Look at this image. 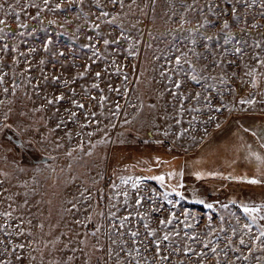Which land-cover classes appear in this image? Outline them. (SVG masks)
<instances>
[{
	"label": "rangeland",
	"instance_id": "1",
	"mask_svg": "<svg viewBox=\"0 0 264 264\" xmlns=\"http://www.w3.org/2000/svg\"><path fill=\"white\" fill-rule=\"evenodd\" d=\"M210 2L213 0H136L132 4L124 0L120 7L111 0L98 4L97 0H49L47 6L44 0H0L5 5L0 19L6 21L0 24V49L8 45V50L0 51V75H4L0 83V259L10 264H117L115 254L125 240L121 264H127L126 253L133 247H140L143 254L144 258L137 257L139 264H152L153 260L155 264H264V237L255 240L259 228L252 225L249 231L243 227L251 223L243 205L264 204V184L229 178L257 177L264 170L256 173L255 163L248 159L253 175L241 173L237 135L229 144L219 141L223 134L231 136L243 126L256 131L264 126V65L254 58L258 54L264 59V47H255L256 42L264 45V27H252L264 25V8L260 0L256 4L248 0L251 6L247 8L232 0L236 13L223 15L217 8L214 16L207 8ZM214 2L229 7L227 0ZM105 11L109 16L102 15ZM113 17L117 19L113 21ZM224 19L230 27L222 32ZM22 23L28 27L21 28ZM97 24L99 28L94 27ZM120 33L128 39L121 37L118 45L103 44V39L113 40ZM229 33L232 42L224 45ZM49 36L53 44L46 52L43 46ZM204 36L220 37L219 43L211 42L215 55H208L202 47L207 43ZM86 44L95 48L83 47ZM235 47L243 49L242 55L234 54ZM32 48L34 52L29 51ZM129 48L138 55L128 56L125 49ZM95 49L99 56L92 55ZM193 50L206 59L193 55ZM61 51L64 56L58 55ZM182 53L191 61V65L183 63L181 56L187 76L172 71L178 67L175 57ZM216 58L222 63L212 66ZM88 65L91 68L86 71ZM192 65L200 75L215 79L199 84L191 81L187 77L194 74ZM205 65L209 67L201 72ZM96 72L101 75L97 77ZM79 73L85 74L81 77ZM56 76L60 80H53ZM176 81H184L179 89ZM59 95L65 99L47 103ZM101 97L107 100L101 103ZM72 100L85 107L77 108ZM243 100L255 103H241ZM224 121L228 123L221 133L204 140ZM254 122L260 123L259 128ZM7 125L16 127L23 138L55 159L40 163L15 156L12 138L2 133ZM226 154L230 156L226 158ZM170 172L183 176H169ZM195 173L203 174L202 178ZM159 175L165 177L163 186L157 180H143L138 189L131 187L133 180ZM121 178L129 182L124 184ZM225 180H231V191L193 192L200 185L214 189ZM181 183L184 186L178 191L184 199L172 190ZM113 184L119 187L113 188ZM137 194L149 198L142 207L134 203ZM185 198L203 200L206 205ZM220 200L224 202H214ZM207 204L214 207L209 209ZM172 212L176 213L174 219ZM186 212L190 214L185 216ZM129 213L133 215L120 229L119 219ZM162 219H172V223L161 225ZM113 222L122 236L113 231ZM145 222L156 231V239L170 234L169 241L160 246V255H167L168 261H161L151 244L145 252L138 243L153 239L147 237ZM258 223L264 226V220ZM130 231L140 233L135 242ZM241 238L246 241L243 245ZM20 244L24 247L19 248ZM213 247L216 254L211 252ZM185 248L193 251L186 253ZM201 251L206 256L196 255Z\"/></svg>",
	"mask_w": 264,
	"mask_h": 264
},
{
	"label": "snow or ice",
	"instance_id": "2",
	"mask_svg": "<svg viewBox=\"0 0 264 264\" xmlns=\"http://www.w3.org/2000/svg\"><path fill=\"white\" fill-rule=\"evenodd\" d=\"M49 0H44V4L47 6ZM112 4L113 5H119L120 7H123L124 6V0H111ZM132 4H135L136 3V0H131ZM239 2L241 4L244 5L245 8L247 7H250L251 5L249 4L248 0H239ZM17 3H19V0H17ZM99 3V0H97V4ZM257 3V0H251V4H256ZM227 5L231 8V12H229V7H221L220 5L216 4L213 0V2H210L208 5H207V8H208V11L211 12L214 16L217 15V12L214 10V9H219V12L223 15H231V14H234L237 12V9L235 7V5L232 3V0H227ZM260 6L261 8H264V0H260ZM5 5L0 3V10L4 9ZM9 7H11V5H9ZM57 7L59 8L60 5H57ZM190 7V6H189ZM129 9H131V5H129ZM201 11H203L201 9ZM102 15L107 17L109 16V13L108 12H102ZM39 16V12H37V17ZM37 17H32V19H36ZM219 18V17H218ZM241 17L240 16H236V19L239 20ZM117 19V17H113L112 20L115 21ZM6 21L3 20V19H0V24H5ZM109 23H112V21H109ZM205 23H212L211 21H205ZM222 29L221 31L223 32L225 29H229L230 25H229V22L228 20L224 19L222 21ZM214 26V25H213ZM264 27V25H256V24H253L252 27ZM20 27L21 28H27L28 25L26 23H22L20 24ZM94 27L96 28H99V25H94ZM121 27H123L121 25ZM134 27V26H133ZM3 29L0 28V32H2ZM34 31V30H33ZM241 31H244L243 29ZM32 33H29V35H31ZM123 37V33H120L119 36L117 38H114L113 40H109V39H103V44L105 46H109V45H118L119 42H120V38ZM124 39H128L127 37H123ZM0 39H2V37H0ZM88 39H92L91 37H89ZM204 41H206L207 43L203 44L202 47H205L206 49V52L208 55H215V53L213 52V47H212V44L211 42L215 39L217 41V43H219V39L220 37H213V36H204L203 37ZM232 35L229 33L227 34L224 39H223V44L224 45H227V44H230L232 42ZM191 43L193 45L197 44V40L196 39H192L191 40ZM237 43H241L240 41H237ZM242 43H244L245 45L247 44V41H243ZM53 44V40L52 38L49 36L46 40V42L44 43V51H49V46ZM151 46V45H149ZM83 47H86V48H95V45H83ZM255 47L256 48H261V47H264V45H261L259 42H256L255 43ZM8 50V45L7 44H4L3 46V49H0V51H6ZM177 51H179V48L177 47L176 48ZM29 51H35L34 48L32 49H29ZM126 53L128 56L130 57H135L138 55V52L134 51V50H131V48L129 49H125ZM234 54H241L243 53V49L241 47H235L234 48ZM224 54L226 55L227 54V49L224 50ZM21 55H23V53H21ZM59 56H64V52H59L58 53ZM93 56H99L100 53H99V49H95L92 53ZM193 55L197 56L198 58L200 59H206V56H204V54L202 53H197L193 50ZM181 56H184V61L183 63H188L189 65H191V61L187 60V53H182L181 55H177L175 57V65L178 66V67H175L172 71L175 72L177 75H180V74H184L187 76V73H185L183 67H182V59H181ZM255 59H258V63L261 64V65H264V59H259L258 58V54L256 57H254ZM18 62V61H17ZM40 63H44L43 60L40 61ZM222 63V61L219 59V58H216L214 59L212 62H211V65L212 66H219L220 64ZM229 63H233L232 61H229ZM209 67V65H205L203 68H201V72H204L207 70V68ZM91 68V65H88L86 67V71L88 69ZM117 71H120L119 68H117ZM190 71L194 74H192L190 77H187L188 79H190L191 81H195L197 84L200 83L201 80H207V79H215V77H211L210 75L209 76H204V75H200L199 73H197V70L195 68L194 65H192L190 67ZM85 73H79L78 75L79 76H83ZM161 76H164L165 73L164 72H161L160 73ZM6 75V74H5ZM95 75L97 77H99L101 75L100 72H96ZM248 75H252V73H248ZM171 77V73H169V78ZM125 80L128 79L127 75H125L124 77ZM45 80H47V77L45 76ZM53 80H60V77L56 76V77H53ZM4 81V75H0V83H2ZM65 84L68 83V81H64ZM184 83V81H176L175 82V87L177 89H179L181 87V84ZM18 86V85H17ZM92 87L94 88H98L99 85L98 84H93ZM3 91L5 93H7L9 91V89L7 87H5L3 89ZM115 91H118V89H115ZM73 94H75V90L73 89L72 90ZM199 93H196V96L199 97ZM65 97L63 95H59L55 98V100H52V99H49L47 101L48 104H54V103H57L59 101H62L64 100ZM185 99H187V97H185ZM107 100V97H101V103L103 101ZM0 103H3V101H0ZM72 104H74L77 108H80V109H83L85 107L84 104L80 103L79 101L77 100H72L71 101ZM241 103H245V104H251V103H255L254 100H243L241 101ZM152 107H155V105H152ZM115 108L118 110L120 108V104L117 102L115 104ZM219 110V109H217ZM115 114V113H114ZM96 113L93 112L92 113V116H95ZM71 116L75 117L76 116V113L73 112L71 113ZM61 123H63V121H61ZM125 123H127V121H125ZM7 127H11V125H7ZM57 127H60V125L58 124ZM81 127H85V125H81ZM113 127H115V125H113ZM217 127H219V125H217ZM168 133L166 132L165 135H167ZM88 135H94V133H88ZM253 135H256L255 132H253ZM102 143L105 142V141H101ZM81 148H82V145H81ZM71 153H69L70 155ZM254 156H256V159L257 161H259L261 164H264V157H261L259 155H257L256 153H253ZM159 159V158H157ZM169 176H176V175H179V176H183V173L182 172H170L168 173ZM195 175L199 178H202V175L201 173H195ZM208 175H221L220 173H208ZM230 179H238V180H242V181H246L247 183L249 184H252V185H261V184H264V172H262L259 176L257 177H247V176H243V177H229ZM131 179V178H129ZM143 180H157L161 183V186H163V183H164V180H165V177L163 175H159V176H149V177H143V178H138L137 180H133L132 183H131V187L133 189H138L139 188V185L140 183L143 182ZM121 181L122 183L124 184H127L129 182V180H126L124 178H121ZM184 185L181 183L179 185H176V186H173L172 190L174 192H177V195H179L181 197V199H184V195L182 192H179L178 191V188H182ZM113 188H116V187H119L118 185L116 184H113L112 185ZM154 191V190H153ZM123 195L125 197L128 196V193L125 192L123 193ZM167 196L168 194L165 193L164 194V197L165 199H167ZM146 199H149L148 197H145L143 195H139L137 194V198L135 199L134 203L135 205H138V206H143V202L146 200ZM169 204H172L173 202L171 200H168L167 201ZM200 204H204V201L203 200H200L198 201ZM233 203H235V201H233ZM125 204L127 205V200L125 201ZM214 205L213 204H207V208L211 209L213 208ZM223 207H227V205H223ZM156 211H159V208L155 209ZM261 211H264V204H261V205H252V206H249V205H243V212L247 214V217L248 219L250 220V224L246 223L243 225V227L245 229H248L249 231H251V226L252 225H257V227L259 228V234L257 236H255V240L257 241H261V238L264 237V226H261L259 223H258V220H264V216H259V213ZM190 213H185V216L189 215ZM100 215H103V213H100ZM111 216H115V213L112 212L110 213ZM133 214L132 213H129L128 215L126 216H123V218L119 219V228L120 229H123L126 227V222L129 221L130 217L132 216ZM136 215L138 216H143V213H140V212H136ZM171 217L174 219L176 217V213L175 212H172L171 213ZM90 219V218H89ZM222 219V218H221ZM159 223L161 225H167V224H171L172 223V219H168V220H160ZM187 226V225H186ZM144 228L147 230V237H151L153 239L149 240L147 238H144V239H140L138 241V243L144 248V251L147 252L149 249H148V246L151 244L152 247H153V250L156 252L157 256L159 257V259L161 261H168L169 260V257L167 255H160V252H161V244L164 242V241H169L170 239V234L169 233H165L162 237V239H156V231L149 228V225L147 222L144 223ZM112 229L114 232H116L117 235H120L122 236L123 233H121L119 231V229L116 228V224L115 222L112 223ZM96 231H99V229L97 228ZM93 235H96V232H93L92 233ZM233 234H235V230H233ZM129 235L131 238H133L134 242H135V238L139 237L140 236V233L138 231H130L129 232ZM175 235H179V233H175ZM187 235V234H185ZM111 238V237H110ZM113 243H116V241H113ZM121 247L119 249L118 252H116V260H117V264H121V260H120V253L121 252H124L125 251V248L123 247V245H127L128 241H125V240H122L121 242ZM210 243V242H209ZM239 243L241 245L245 244L246 241L241 238L239 240ZM262 244H264V241H261ZM19 248H23L24 245L23 244H20L18 246ZM205 248L208 247V243H205L204 245ZM7 249L4 250V252L6 253ZM173 253L176 252V249H173L172 250ZM184 251L186 253H190L192 252L193 250L191 248H185ZM211 252L213 254H216L217 253V249L215 247L211 248ZM196 255H198L199 257H204L206 256V253L201 251L199 253H197ZM225 256H227V253H225ZM137 257H140V258H144L143 257V254L141 253V250H140V247H133L131 250H128L127 253H126V257H125V260L127 261V264H132L133 261H135V264H139V260L137 259ZM237 260L240 259V257L238 256L236 258ZM244 259H247V257H244ZM0 264H10V262H6L4 259H0ZM152 264H155V261L153 260Z\"/></svg>",
	"mask_w": 264,
	"mask_h": 264
},
{
	"label": "flooded vegetation",
	"instance_id": "3",
	"mask_svg": "<svg viewBox=\"0 0 264 264\" xmlns=\"http://www.w3.org/2000/svg\"><path fill=\"white\" fill-rule=\"evenodd\" d=\"M8 130H12L13 133H10V131ZM2 133H6L7 137L12 138V141L14 142V146H16L15 149V156H18L19 158L22 159H28V160H34L35 162H49L52 161L53 159H55L54 155H46L44 154L34 143H32L28 138H23L19 132V130H17L16 127L12 126L9 127H5L2 130ZM260 143H254V144H248V153L251 154V152L256 153L257 155L259 154H263L264 155V131L261 133V129H260ZM259 148L262 151H259ZM253 162H255L256 164H259L257 162L256 157L253 155L252 156ZM263 164L260 163V166Z\"/></svg>",
	"mask_w": 264,
	"mask_h": 264
},
{
	"label": "crops",
	"instance_id": "4",
	"mask_svg": "<svg viewBox=\"0 0 264 264\" xmlns=\"http://www.w3.org/2000/svg\"><path fill=\"white\" fill-rule=\"evenodd\" d=\"M227 123L226 121H224L223 123H221L219 125L218 128H216L211 134H209L208 136H206V138L204 140H208L210 138H212L214 135H216L219 131L220 132V129H223L225 128V126H227ZM256 123V122H255ZM259 124V123H257ZM224 127V128H223ZM245 126L242 127V130L240 132L236 131H232L231 133H234L233 135H225L223 134L220 138V142L223 143V144H229L233 141V138H234V135H237L236 136V148H239V152H238V158L241 159L243 162H240L239 164H237V168L240 170L241 173H244L245 175L247 174H251L253 175V171H251L250 168H252V163L251 161H249L248 159H251L253 160L254 158H252L253 156V152H251V154L248 153V144H252V139H253V132H254V127L252 128H249V130H247V128H245ZM255 139V138H254ZM259 151H262L260 148H259ZM264 153V152H263ZM228 154H226V158H228L230 156V154L227 156ZM259 156L261 157H264V155L261 153L259 154ZM259 164H257L255 167L257 168V170H261L263 167L262 165L260 166V162L257 161ZM258 170V172H259ZM239 172V173H240ZM220 174H223V173H220Z\"/></svg>",
	"mask_w": 264,
	"mask_h": 264
},
{
	"label": "trees",
	"instance_id": "5",
	"mask_svg": "<svg viewBox=\"0 0 264 264\" xmlns=\"http://www.w3.org/2000/svg\"><path fill=\"white\" fill-rule=\"evenodd\" d=\"M258 119H261V118H258ZM260 124V123H259ZM259 124L255 123L253 125H255L256 127L259 128ZM247 128V127H245ZM244 128V130H245ZM254 129V128H253ZM261 129V133L264 131V126L263 127H260ZM247 130H249L247 128ZM256 130L254 129V132ZM256 135L253 136V139H252V144L254 143H260V138H261V135H260V131H256L255 132ZM255 138V139H254ZM255 163V162H254ZM257 164L255 163V166ZM264 170V164H263V168ZM256 173H259L258 170L255 171ZM229 183H231V180L230 181H224V183H217V185H215V188L214 189H208V188H205V187H202L201 185L199 187H195L197 190H193V192H195V194H197L198 191H202V192H210L212 190H215L217 192H225V191H231L234 187L232 186H229ZM243 183H246V181H244ZM195 198H200V196H195ZM220 198V197H219ZM187 202H191V203H195V204H199V205H206V204H200L198 201L196 200H193V199H190V198H185ZM214 202H224L223 200H220V201H214ZM229 203V202H228ZM241 206V205H240Z\"/></svg>",
	"mask_w": 264,
	"mask_h": 264
},
{
	"label": "water",
	"instance_id": "6",
	"mask_svg": "<svg viewBox=\"0 0 264 264\" xmlns=\"http://www.w3.org/2000/svg\"><path fill=\"white\" fill-rule=\"evenodd\" d=\"M148 133H149L151 136L153 135L151 129L148 130Z\"/></svg>",
	"mask_w": 264,
	"mask_h": 264
},
{
	"label": "bare ground",
	"instance_id": "7",
	"mask_svg": "<svg viewBox=\"0 0 264 264\" xmlns=\"http://www.w3.org/2000/svg\"><path fill=\"white\" fill-rule=\"evenodd\" d=\"M208 148H209V147H208ZM221 153L223 154V152H221ZM222 154H220V155H222ZM228 155H229V154H228ZM228 155H227V156H228ZM219 157H220V156H219ZM219 159H220V158H219ZM221 159H222V157H221ZM221 159H220V160H221ZM223 160H224V159H223ZM225 160H226V159H225Z\"/></svg>",
	"mask_w": 264,
	"mask_h": 264
}]
</instances>
